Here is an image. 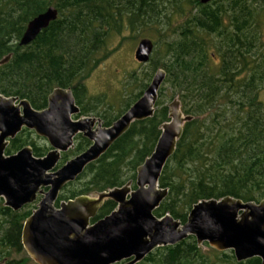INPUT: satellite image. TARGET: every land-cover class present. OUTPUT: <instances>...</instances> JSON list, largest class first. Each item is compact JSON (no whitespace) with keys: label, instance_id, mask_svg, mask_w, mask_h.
I'll list each match as a JSON object with an SVG mask.
<instances>
[{"label":"trees","instance_id":"obj_1","mask_svg":"<svg viewBox=\"0 0 264 264\" xmlns=\"http://www.w3.org/2000/svg\"><path fill=\"white\" fill-rule=\"evenodd\" d=\"M138 1V2H137ZM171 7L183 21L171 38L153 47L140 75L128 73L123 88L129 94L114 116L103 111L102 126H109L142 93L157 68L164 71L151 117L134 121L112 145L61 190L60 200L100 193L127 181L134 187L136 168L153 150L160 125L168 120L167 105L176 100L184 122L172 155L158 178L166 197L153 211L180 223L199 200L231 197L242 202L264 200V0H0V95L25 99L34 110L46 106L54 88L70 89L78 116L96 112L90 105L84 80L113 50L108 41L119 32L123 17L130 29L140 23L159 26ZM52 6L57 17L25 46L17 42L26 23ZM185 8L189 12L185 13ZM169 26V22L165 26ZM144 66V64H143ZM165 86L170 89L166 97ZM165 98L167 105H162ZM97 116V115H96ZM27 130L17 134L4 153L29 146L34 157L47 151ZM37 139V136H36ZM89 142L77 135L71 156ZM69 153L61 155L59 165ZM0 199V264H35L22 252L20 229L30 207L12 212ZM115 208L106 199L92 221ZM136 264H260L258 258L237 262L231 251L198 246L191 236L158 247Z\"/></svg>","mask_w":264,"mask_h":264},{"label":"water","instance_id":"obj_2","mask_svg":"<svg viewBox=\"0 0 264 264\" xmlns=\"http://www.w3.org/2000/svg\"><path fill=\"white\" fill-rule=\"evenodd\" d=\"M56 17V9L49 6L31 18L18 46L33 41ZM152 47L148 39L139 40L134 60L147 62ZM8 59H0V65ZM164 75L162 69H157L141 95L108 127H100V120L93 117L73 120L79 109L70 89H52L41 110L32 109L24 99L0 96V198L5 207L17 210L42 195L20 232L21 246L35 264H136L152 250L174 245L188 236L198 246L206 243L216 251H231L237 262L255 257L264 264V200L242 202L228 196L199 200L183 223L168 214L153 215L167 195L157 183L161 170L175 149L183 123L191 119L180 113L176 100L167 105L168 120L160 125L152 152L136 168L133 188L127 182L53 206L63 185L97 160L132 122L152 116ZM22 128L43 138L50 148L48 152L34 157L30 147L24 146L4 155L8 140ZM77 134L90 145L56 168L60 154L72 148ZM105 199L112 200L115 209L90 223Z\"/></svg>","mask_w":264,"mask_h":264},{"label":"rangeland","instance_id":"obj_3","mask_svg":"<svg viewBox=\"0 0 264 264\" xmlns=\"http://www.w3.org/2000/svg\"><path fill=\"white\" fill-rule=\"evenodd\" d=\"M165 11V17L161 18L162 24L159 26L151 25L150 22H144V24L138 26L137 29H130L126 25V20L123 17L122 27L115 36L108 41V50L111 49L113 52L107 56L97 67L90 73V75L84 80V86L86 91V97L90 105H94L95 98L101 100L97 104L96 112L89 114V117L97 118L100 120V127L102 125L103 111L108 110L111 116H114L119 109L122 108L123 103L126 100V96L129 94V89L123 88V82L126 75L132 71L140 75L141 72L146 69L145 63H138L133 58V52L139 40L148 39L150 42L158 40L156 49H161V43L164 41L175 38L173 31L183 21V16H178L173 12L171 7ZM189 12V8H185V13ZM169 22V26H165L166 22ZM262 33L264 32V25L261 28ZM262 39L264 35L262 34ZM144 64V66H143ZM159 69V68H157ZM146 72H149L146 71ZM149 83V82H148ZM147 83V84H148ZM164 96H168L170 89L165 86ZM162 105H167L165 98H160ZM260 100L264 106V91L260 93ZM97 115V116H96ZM36 144L41 146L40 140L36 139ZM68 155L71 153L68 151ZM71 157L68 156V158ZM26 253L24 251L20 253H13L14 259H26ZM32 261V260H31Z\"/></svg>","mask_w":264,"mask_h":264},{"label":"flooded vegetation","instance_id":"obj_4","mask_svg":"<svg viewBox=\"0 0 264 264\" xmlns=\"http://www.w3.org/2000/svg\"><path fill=\"white\" fill-rule=\"evenodd\" d=\"M198 1H199V0H198ZM210 1H211V0H210ZM208 2H209V1H208ZM206 3H207V2H206ZM0 96H2V95H0ZM2 97H4V96H2ZM17 98H18V97H17ZM18 99H19V98H18ZM24 100H25V99H24ZM78 114H79V113H78ZM79 117H89V116H78V115H76V116H73L72 119H73V120H76V119L79 118ZM101 127H108V126H102V125H101ZM25 130H27V129L22 128L17 134H19V133H21L22 131H25ZM27 131H28V132H32V131H30V130H27ZM32 133H33V132H32ZM17 134H16V135H17ZM16 135H15V136H16ZM33 135H35V134L33 133ZM77 135H80L81 137H83L81 134H77ZM77 135H75V137H76ZM15 136H14V137H15ZM14 137H13V138H14ZM75 137H74V138H75ZM13 138H12V139H13ZM74 138H73L72 148L67 149V151L64 152V153H67L69 150L73 149ZM83 138H85V137H83ZM37 139L40 140V143H41L42 146H44V147L47 148V151L45 152V154H46V153L48 152V150L50 149L49 146H48V144L46 143V141H45L43 138L37 137ZM85 139H86V138H85ZM10 140H11V139L8 140V143H9ZM86 140H87V139H86ZM87 141L89 142V140H87ZM7 145H8V144H7ZM89 145H90V142H89ZM89 145H88V146H89ZM111 145H112V144H111ZM111 145H110V146H111ZM110 146H109V147H110ZM5 148H6V147H5ZM30 149H31V148H30ZM4 150H5V149H4ZM31 152H32V151H31ZM64 153H61V154H60V158H61V155L64 154ZM77 154H79V153H77ZM77 154H75V155H77ZM4 155H6V154L4 153ZM75 155H74V156H75ZM6 156H7V155H6ZM74 156H71V157L67 158L62 164H64L68 159H70V158H72V157H74ZM95 161H96V160H95ZM59 162H60V159H59V161H58V163H57L56 168H58V167H60V166L62 165V164L59 165ZM81 173H82V172H81ZM81 173H80V174H81ZM80 174H79V175H80ZM79 175H78V176H79ZM78 176H77V177H78ZM77 177H76V178H77ZM76 178H75V179H76ZM75 179H74V180H75ZM74 180H73V181H74ZM71 182H72V181H71ZM127 182H129V181H127ZM127 182H126V183H127ZM67 183H69V182H67ZM67 183H66V184H67ZM66 184H64L63 187H64ZM123 185H124V184H123ZM63 187H62V188H63ZM130 187L132 188L131 183H130ZM62 188L60 189L58 195L60 194ZM115 188H116V187H115ZM112 189H113V188H112ZM43 190H44V192L46 191V189H43ZM109 190H110V189H109ZM106 191H108V190H106ZM102 192H103V191H102ZM93 194H95V193H93ZM58 195H57V197H56V200H57V198H58ZM91 195H92V194H90V195H85V196H91ZM41 197H42V195H36V199H35L32 203L25 204V205H23L22 207H20V208L17 209V210H12L11 208H8V207H6V208H8V209H9L10 211H12V212H18V211L24 210V209L27 208V207H30V214H31V212L36 208V204H37V202L40 200ZM0 199H1V198H0ZM72 199H73V198H72ZM1 200H2V199H1ZM56 200H55L54 203H53V206H54L55 208L58 207V204H59L60 202H62V201H67V200H69V199H67V200H60V201L57 202V204H56ZM105 200H106V199H105ZM109 200H110V199H109ZM103 201H104V200H103ZM111 201H112V200H111ZM102 203H103V202H102ZM1 204H2L3 207H5V206L3 205V200H2V203H1ZM114 204H115V203H114ZM100 206H101V205H100ZM115 206H116V205H115ZM98 209H99V208H98ZM114 209H115V208H114ZM114 209H113V210H114ZM97 211H98V210H97ZM96 213H97V212H96ZM30 214H29V215H30ZM29 215H28V216H29ZM95 215H96V214H95ZM28 216H27V217H28ZM27 217H26V218H27ZM94 217H95V216H94ZM94 217H93V218H94ZM26 218H25V219H26ZM93 218H92V219H93ZM102 218H103V217H102ZM25 219H24V220H25ZM92 219L90 220V223H93V222H95V221L98 220V219H97V220H95V221H92ZM100 219H101V218H100ZM23 222H24V221H23ZM23 222H22V223H23ZM21 227H22V224H21ZM20 232H21V229H20ZM20 244H21V243H20ZM21 248H22V246H21ZM22 250H23V248H22ZM23 251H24V250H23ZM124 262H125V261L120 262V263H115V264H123Z\"/></svg>","mask_w":264,"mask_h":264},{"label":"bare ground","instance_id":"obj_5","mask_svg":"<svg viewBox=\"0 0 264 264\" xmlns=\"http://www.w3.org/2000/svg\"><path fill=\"white\" fill-rule=\"evenodd\" d=\"M138 2V1H137Z\"/></svg>","mask_w":264,"mask_h":264}]
</instances>
